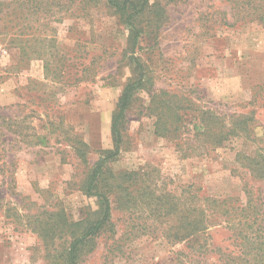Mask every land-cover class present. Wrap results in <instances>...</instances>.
Here are the masks:
<instances>
[{
	"label": "rangeland",
	"instance_id": "obj_1",
	"mask_svg": "<svg viewBox=\"0 0 264 264\" xmlns=\"http://www.w3.org/2000/svg\"><path fill=\"white\" fill-rule=\"evenodd\" d=\"M80 1L0 0V264H56L71 241L69 225L98 209L83 182L113 149L112 114L134 75L126 26L105 6ZM156 5L159 29L143 35L136 51L149 80L126 113L113 170L146 172L158 193L172 196L190 185L200 196H238L246 181L264 191L236 163L239 153L264 148V23L252 21L264 16V0ZM155 18L152 11L143 16L141 27ZM62 64L75 69L60 75L54 70ZM162 92L183 116L181 130L167 137L155 134L149 110L150 96ZM203 112L250 116V131L222 148H205L203 140L213 139L193 123ZM112 205L118 234L93 240L80 264L174 262L185 245H169L162 229L175 217L122 210L116 199ZM154 219L165 225L134 231L143 222L159 228ZM208 237L212 249L229 244L223 227Z\"/></svg>",
	"mask_w": 264,
	"mask_h": 264
},
{
	"label": "trees",
	"instance_id": "obj_2",
	"mask_svg": "<svg viewBox=\"0 0 264 264\" xmlns=\"http://www.w3.org/2000/svg\"><path fill=\"white\" fill-rule=\"evenodd\" d=\"M158 1L160 0L80 1V4L85 6H105L126 26L130 52L127 60L134 77L123 86L112 114L113 149L102 154L83 182L82 191L88 197L97 199L98 209L93 214L88 213L81 222L69 225L71 241L68 247L63 248L56 256L55 263L80 264L82 255L91 251L93 240L105 234L113 237L118 234L113 221L112 205L116 199L122 210L132 211V208L140 207L145 209L144 214L150 216L175 217L172 225L162 229V237L169 245H185L175 253L172 264H264V191L260 187L257 188L252 182L246 181L238 196L215 197L200 196V189L190 185L180 194L172 196L165 189L158 193L157 187L151 183L152 179L146 172H115L112 168V164L122 152L126 113L135 93L145 89L146 80H149L136 51L143 35H153L155 30L152 27L159 29L160 24L157 23L163 15L155 7ZM168 1L175 3L177 0ZM151 11L156 14L155 23L153 19L148 20L146 30L141 27L140 20ZM254 16L253 22L264 23L262 14ZM65 65H59L54 71L58 70L61 75L75 69L74 66ZM44 69L46 75L52 70L49 63H46ZM163 94L165 93L150 96L149 110L156 119L155 134L167 137L181 130L183 116L179 112L180 107L170 106ZM252 119L246 115L221 118L211 112H203L193 118V123L196 133L213 139L203 140L206 145L204 147L217 149L232 141L231 137L247 134ZM236 157V163L242 171L250 172L255 179L264 183V148L258 147L253 155L239 153ZM140 208L134 213L140 212ZM154 221L160 224L159 228L154 223L143 222L135 226L134 231L144 235L150 230L156 232L165 225L161 220ZM215 227H223L228 232V245L213 249L210 247L208 232Z\"/></svg>",
	"mask_w": 264,
	"mask_h": 264
}]
</instances>
